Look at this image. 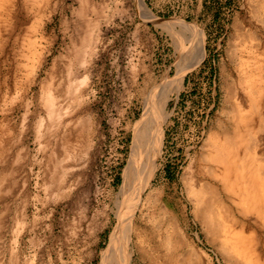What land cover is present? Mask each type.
<instances>
[{"label":"rangeland","instance_id":"obj_1","mask_svg":"<svg viewBox=\"0 0 264 264\" xmlns=\"http://www.w3.org/2000/svg\"><path fill=\"white\" fill-rule=\"evenodd\" d=\"M257 62L264 88V0H0V264H100L133 202L120 187L134 136L144 134L131 191L165 93L170 116L143 199L152 191L172 210L204 264H235L185 200L183 179L208 180L205 140L228 119L230 91L244 99ZM146 208L143 223L166 226ZM248 218L264 263V226ZM175 255L181 264L183 250Z\"/></svg>","mask_w":264,"mask_h":264},{"label":"bare ground","instance_id":"obj_2","mask_svg":"<svg viewBox=\"0 0 264 264\" xmlns=\"http://www.w3.org/2000/svg\"><path fill=\"white\" fill-rule=\"evenodd\" d=\"M199 37H201L199 42L195 41L197 53L193 63L196 64L203 57V38ZM262 68L263 66L257 62L253 71L247 69L248 83H246L247 91H245L244 99L239 100L236 92L230 91L225 101V105L230 107L229 111L225 112L228 119L220 120L215 132L209 134L205 140L206 153H203L201 157L207 166L208 180L198 179L197 172L193 173V171L189 179L183 177V184L187 189L185 200L189 201L191 197L194 199V213L204 223L207 232L214 235V241L221 243L222 252L236 261L235 264H264L260 259V253L255 252L259 240L254 237L256 230L245 235L246 226L248 228L260 226L249 222L248 217L251 213L264 226V88L258 77L261 75ZM184 71L177 72L175 76L177 80L174 81L176 85L173 86V90L176 92L183 88V73L186 72ZM162 96L160 103L157 101L160 108L159 113L156 111L158 118L153 117V122H150L153 125L152 133L149 135V129L147 133L152 147L150 161L146 171L142 172L143 175L145 172V175L141 177V180L139 179L138 187L131 191V187L128 189V186L137 173L135 162L140 155L144 134H140L141 130L134 136L130 162L124 170V181L120 187V193L130 192L133 195V202L128 207L127 218H121L122 220L118 221L111 230L109 244L107 243V247L102 251L100 264H146L147 262L148 264H178L175 255L178 248L182 249L184 254L181 264L189 262L204 264L201 255L191 248L181 230L177 228L178 221L176 222L172 210L169 211L155 203L152 191L143 199L144 190L150 186L156 173V163L163 145L162 128L170 116L166 112L169 93ZM155 116L157 117V114ZM146 207L151 208L154 214L157 213V222L160 221L162 224L166 222V226L153 227L149 226L151 224L143 223L141 215L144 214L142 212L143 209H147ZM186 208V206L182 207V212L186 213ZM125 220L127 227L125 230L122 229L124 231L120 237L122 250L120 257L118 259L115 257L118 261L114 259L116 262L114 263V254L111 249L121 235L120 226Z\"/></svg>","mask_w":264,"mask_h":264}]
</instances>
